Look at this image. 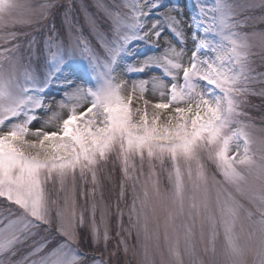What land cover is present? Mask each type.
I'll return each mask as SVG.
<instances>
[{"label":"snow or ice","instance_id":"1","mask_svg":"<svg viewBox=\"0 0 264 264\" xmlns=\"http://www.w3.org/2000/svg\"><path fill=\"white\" fill-rule=\"evenodd\" d=\"M194 8L171 0H0V264H121L117 253L127 256L133 232L143 249L138 264H157L161 221L159 264H264V191L245 195L244 187L247 174L264 175V135H252L245 111L249 97L264 98V72L252 60L256 48L264 59V28L256 29L264 0H195ZM256 9L259 16L246 14ZM77 12L101 51L83 38ZM58 15L61 28L80 33L74 43L60 40ZM26 28H48L42 48ZM141 43L158 54L126 59L140 56L131 46ZM153 67L167 81L141 79L125 96L122 77ZM149 83L161 98L151 116ZM53 85L68 114L55 131L32 129ZM137 92L143 107H133ZM109 164L104 179L112 183L115 173L119 187L115 213L101 177ZM129 187L125 227L120 202ZM112 239L116 250L108 251ZM86 243L99 256H87Z\"/></svg>","mask_w":264,"mask_h":264},{"label":"rangeland","instance_id":"2","mask_svg":"<svg viewBox=\"0 0 264 264\" xmlns=\"http://www.w3.org/2000/svg\"><path fill=\"white\" fill-rule=\"evenodd\" d=\"M195 1V0H194ZM81 2V0H77V4L79 5V3ZM171 2L173 3H179L182 5H186V9L188 11V13H194L195 12V8H194V3L193 0H171ZM213 0H208V3H212ZM239 2H245V0H239ZM249 2H252V0H249ZM254 2L258 3L259 0H254ZM84 5L86 6H90L93 3V0H83ZM90 11H94V9L90 8ZM247 15L250 16H259L260 10L256 9L254 11L248 12L246 13ZM76 15L79 18V23L80 26H82L83 28V38H86L91 45L97 50V51H101L100 49V41L98 39V37L92 33L86 22H85V18H84V14L82 12H77ZM61 17V16H59ZM51 20L46 21L45 23L48 24L50 23ZM62 22V17L61 20L59 21V23ZM52 23V21H51ZM50 23V24H51ZM56 24L57 28L60 30V40H62L65 43H74L78 38H80V33L78 31H76V29H73L71 32L68 30L67 26L65 25L62 28H60V24ZM49 27H51V25H49ZM106 27V26H105ZM264 28V24H256V29L260 30ZM250 30V29H248ZM24 31L30 32L33 35L36 36L38 42H39V46L42 48L43 47V41L47 38L48 36V28H43L41 31L37 30L35 28H26L24 29ZM43 33L42 35L40 33ZM131 47L133 48H138V51L140 53L139 57H131V58H126V59H131L133 61L135 60H142L144 58V56L149 55V54H158V50L156 49H151L146 45L141 44H134ZM188 47L192 48V42L189 40L188 42ZM191 53L189 52L188 55H190ZM252 60H253V66L256 68L257 71H262L264 72V59H262L261 53L259 48L253 49V56H252ZM41 70H45L43 69V67L41 68ZM156 76V77H162L163 79H165V81H167V77L163 76V73L161 71V69L159 68H149L147 69L145 72L140 73V72H133L131 74H126L124 77H122L123 79H126L128 81V88L125 90L124 95L127 96L128 92L130 91V87L131 84L134 82H139L141 79H150L151 77ZM151 95H153L155 98V100H158V102H160L161 98L159 96V93L156 92L154 93L152 90V85L151 83H149L147 85V90L144 93V99H148V97H150ZM139 97V93L137 92L136 96L133 98V107L135 106H140L143 107V101L138 99ZM260 98V97H259ZM61 99V92L59 90V87L56 85H53L51 88L48 89L47 91V95L45 96V109L41 110L37 113L38 115V119L32 124V129H42L43 131H55L57 129V127L62 124V121L64 118H66L67 114H68V109H60L58 107V102ZM262 100V102L264 103V98H260ZM249 100L252 102L253 99L252 97H249ZM259 103H256V105L254 106L252 103H250V106L247 107L245 109V111H247L248 113V117L249 119L246 122L252 123L255 125L254 128L250 129V131L252 132V135L254 137H260L261 135H264V133H261L260 129L264 128V109L262 110V112L259 110ZM261 105V103H260ZM261 108H264L261 105ZM153 112V108L148 106V113L149 116H151ZM46 115H49V117H46ZM55 116V118H54ZM34 138V137H31ZM111 164L108 165L107 169L102 170L101 173V177L104 183V188H103V192H104V197H105V202L106 203H110L112 205L111 207V212L115 213V205H116V201H117V197H118V192H119V187H118V181L116 180V174L113 173V182L109 183L106 179H104L107 174H108V170L111 169ZM247 174V173H246ZM209 175H211V171L209 173ZM248 175V182L247 184L244 186L245 187V195H250L253 192H262L264 191V175H262L260 178H257V175L255 172L251 173V174H247ZM218 178V177H217ZM162 186L167 188L168 187V181H167V174L165 173L164 176L162 177ZM87 187H91V184L89 183ZM216 194V190L214 187H210L209 189V196L213 197ZM97 199H99V196L97 197ZM132 202V193H131V188L129 187L128 189V194L127 197L124 201L120 202V207L122 209H124V225L125 227H128V207L131 205ZM79 203L83 204L84 202L81 200L79 201ZM248 207H251V205H247ZM97 217H99V212L97 213ZM242 222L245 224V226H247L248 222L247 220H244L242 218ZM111 223V229H112V235H115V230H116V225L114 221H110ZM150 229H154L155 225L154 224H150L149 225ZM161 240H160V247L158 250L156 251V261L157 264H159L160 259H161V255L164 254L166 255V247L163 241V227H162V221H161ZM141 239L143 240V237H141ZM195 242L197 245V250L198 251H202L203 249V244L200 242V230L199 227H197L196 229V237H195ZM116 243L117 240L116 239H112L109 244H108V251H114L116 250ZM155 241H149V245L150 248L152 245H154ZM128 244H129V251L127 256L124 255L123 253V249L121 248L118 253L117 256L119 257L121 264H124L125 260H128L131 262V264H138V260L142 257L143 254V249L137 244L136 238H135V232H133V236L128 240ZM219 247V244H218ZM84 251H87V256L92 257V256H99V252L96 251L93 247L89 246L88 244V249L85 247H83ZM100 251H103V245L100 246ZM115 259V258H114ZM88 264H91V259H89Z\"/></svg>","mask_w":264,"mask_h":264},{"label":"bare ground","instance_id":"3","mask_svg":"<svg viewBox=\"0 0 264 264\" xmlns=\"http://www.w3.org/2000/svg\"><path fill=\"white\" fill-rule=\"evenodd\" d=\"M154 98H155V97H154L153 95H151V96L148 97V99H147V100L150 101V104H149V107H150V108H151V104H152V103H157V102H158V100H155ZM46 117H49V115H46ZM54 118H55V116H54Z\"/></svg>","mask_w":264,"mask_h":264},{"label":"trees","instance_id":"4","mask_svg":"<svg viewBox=\"0 0 264 264\" xmlns=\"http://www.w3.org/2000/svg\"><path fill=\"white\" fill-rule=\"evenodd\" d=\"M87 247H88V245H87Z\"/></svg>","mask_w":264,"mask_h":264}]
</instances>
